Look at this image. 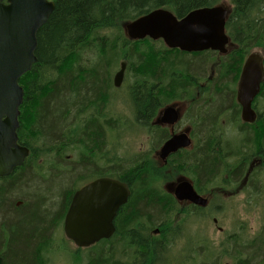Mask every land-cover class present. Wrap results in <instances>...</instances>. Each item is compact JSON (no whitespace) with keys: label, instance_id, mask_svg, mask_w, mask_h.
I'll return each instance as SVG.
<instances>
[{"label":"trees","instance_id":"16d2710c","mask_svg":"<svg viewBox=\"0 0 264 264\" xmlns=\"http://www.w3.org/2000/svg\"><path fill=\"white\" fill-rule=\"evenodd\" d=\"M234 1L237 11L230 22L233 20L234 24L238 23V10L244 9L243 18H249L250 21L255 18V27L264 24L261 20L264 0ZM54 2V10L36 35L37 61L19 81L23 90V101L19 107L18 143L28 148L30 155L10 176L0 179V256L3 264H47L45 254L49 249L50 231L63 213L62 210H66L74 184L89 172L98 169L96 161L102 156L101 149L104 145L102 120L108 112L107 79L112 76L111 64L106 60L109 67H105L103 57L113 59L115 56L114 48L112 53L106 52L105 43L109 39L102 35V29L118 28L119 23L125 19L157 8H167L181 18L196 8L209 7L215 1ZM250 32L254 36L258 35L254 30ZM263 32L264 27L261 33ZM236 36L242 48L251 44V41H243L241 32H237ZM115 38L120 44H124L117 58L128 61L131 77L138 84L131 99L136 103L138 110L135 111V117L139 121L146 122L152 112L166 100L175 98L179 93H187L191 86L182 92L180 88L187 78L195 81L201 77L203 66L200 64L201 59L197 58L199 55L168 51L161 42L146 40L131 43L122 35ZM253 45L264 50V37L261 45ZM236 58L229 60L227 69L230 73L225 77L235 72L236 61L239 62L238 54ZM217 88L216 103L211 106L210 113L204 112L202 116L206 123L230 101L221 81ZM169 89L172 90V95ZM90 105L94 107H88ZM90 109H94L92 112L95 115L92 114L89 118L86 113ZM211 134L213 125L210 122L208 128L201 127L198 130V150L191 155H185L179 161L181 166L194 170L199 182L214 179L220 172L219 163H223L220 152L216 151L218 144L213 146L208 142ZM256 137H260L259 142L262 141L264 156V117L261 134L253 133L252 139ZM253 143L258 146L254 140ZM73 147L80 149L81 155L79 161L75 154L68 155L70 161H77L75 169L63 161V154ZM58 165L62 170L55 169ZM121 168L113 175L131 188V196L123 209L119 234H116L112 242H104L108 243L107 246L90 256L87 264H121L128 260L132 264H141L136 256L128 259L120 255H127L128 248H134L138 254L142 253L146 257L149 253L148 246L143 247L135 235L142 230H149L152 224L161 221L164 225L168 220L172 206L169 199L157 191L159 178L136 161ZM238 171L237 167L234 174ZM218 215L214 217L219 222ZM179 236L178 230L171 232L165 228L163 236L161 234V242L164 239L165 244L172 243ZM160 253L163 254L159 248L157 256ZM246 255L238 264H258L264 257V229L260 240L250 247ZM161 261L159 264H162Z\"/></svg>","mask_w":264,"mask_h":264},{"label":"water","instance_id":"95a60500","mask_svg":"<svg viewBox=\"0 0 264 264\" xmlns=\"http://www.w3.org/2000/svg\"><path fill=\"white\" fill-rule=\"evenodd\" d=\"M2 1L0 0V178L8 177L22 166L28 155V149L17 144L18 108L23 98L19 80L36 62V33L47 22L55 7L54 2L48 0H7L6 6ZM213 11L196 10L177 21L171 13L156 10L128 25L127 36L137 40L146 37L161 39L169 49L188 53L222 51L226 42L223 21H211ZM257 66L256 68L255 56H251L244 66L239 84L242 90L239 98L246 122L253 121L250 100L257 94L263 81L262 75L256 71L260 68L259 64ZM176 146L175 140L164 146V155L174 151ZM128 195L126 184L107 179L76 192L65 219L66 235L79 247H88L109 238L111 219L117 209L126 203ZM185 196H190L192 203L198 201L195 194L194 198L189 192ZM105 208L109 212L104 214L98 226L84 227V223L95 216V211ZM0 264H3L1 258Z\"/></svg>","mask_w":264,"mask_h":264},{"label":"flooded vegetation","instance_id":"af4514ba","mask_svg":"<svg viewBox=\"0 0 264 264\" xmlns=\"http://www.w3.org/2000/svg\"><path fill=\"white\" fill-rule=\"evenodd\" d=\"M263 15H261L262 22L264 21ZM230 18L231 15L228 16L227 21H229ZM237 32L239 31L233 33L234 35L233 39L230 37V42L226 47L225 54H221L218 51H205L194 54H184V55H199L197 58L201 59L200 64L203 66L201 77L195 81L193 78L192 79L187 78V80L183 81L181 83L182 86L180 87L182 88L181 92L184 91V89L189 86H191V89H189L187 93H179L178 96H176L175 98L166 100V102L162 103L156 111L152 112V114L149 116L146 122L139 121L136 119V117L134 118V121L130 120V122L132 123L130 126L131 134L133 133L134 127L138 128L139 133L142 134V138L146 143V148L142 153L141 159H139L137 163L148 167L153 174L157 173L162 177L168 179V182H173V184H175V189H177L178 192L183 190V188L186 185H192L193 189L197 193L203 195L208 192L209 186L213 183L215 179V178L214 179L211 178V180H203L199 182L194 174L193 169H190L188 167H183L180 165L179 161L185 155H191L198 150L200 144L198 130L201 127H203L204 129L208 128L211 122V124L213 125V134H211L208 137V142H212L214 134H217L218 152H221L220 142H219L220 135L218 133L219 126L224 124L227 128L226 132L223 133L227 149L229 147L230 139L232 138L234 133H238L239 131L238 122L239 120L241 121L242 118V107L239 105L237 101V91H238L237 84L242 67V57H241L242 51L238 48L240 45V40L237 39L236 36ZM241 33L243 32L241 31ZM260 51L262 52V50ZM237 54H238L239 62L238 60L236 61V69L234 68L235 72L234 73L232 72L231 75L225 77L227 73H230L227 69V64L229 60L231 58H236ZM103 62L105 64V67H109L104 57H103ZM126 71L124 74L123 81L119 87L114 86V76L118 71H116L115 74H113V76L110 77V79H107V83H108L107 93H109L110 99L106 101H108L109 111L112 110L110 114L113 113V109L115 106L113 101L114 93L117 94L118 92L117 90H119V88L122 89L123 87H125L127 91L126 93H130L131 91L136 92L135 89L137 88L138 84H136L133 81V77H131L132 71L129 69L127 76H126ZM224 79H226L225 84L223 83ZM200 80H202L203 82L201 83ZM219 81H221L224 84L225 87L224 90L231 98L228 103V106L223 107L220 112L218 111L215 114L214 117L211 116L210 118L212 119L206 123L205 121L202 120V116L204 112L210 113L211 106L215 104L217 101L216 90H218L217 84ZM180 88L178 89V91L180 90ZM168 91L171 93L170 95L173 94L171 92L172 91L171 89H169ZM169 92H166V94H168ZM117 97L118 96L115 97V102L119 103L116 101ZM262 100H264V86L260 90V93L256 97H254L251 103V109L255 114V122L253 124H245L248 126L249 129H251L252 134L253 133L261 134L262 132V119L264 117ZM130 102L132 105L134 100L130 99ZM160 117L165 119V123H166L165 126L160 123ZM103 127L105 131L107 129L106 124L103 125ZM246 129L247 127L244 126V131H246ZM174 135H177L180 139H188L190 144L189 148L181 149L177 151L175 154H172L169 157L165 158L164 160H160L158 157V152L160 148L167 140H169ZM106 137L107 136L104 137V145L106 143L105 141ZM104 145L102 147L103 150H104ZM245 151L250 152L247 158L251 160L260 157L262 155L261 165L262 163L264 164V156L262 153V141L257 147L252 142L245 149ZM116 152L118 153V150L117 151L112 150L110 154ZM63 157H64L63 161H65L69 165V167L71 168L74 167L73 169H75V166L77 165V161H70L68 159V155ZM245 162H246L245 160L243 161L240 160L237 163V167L239 168V171L234 174V171L237 169L236 167L230 170L229 174L233 178H236L238 175H240V168L243 165H245ZM96 166L98 167V169L94 170L93 172H89V174L86 175L87 178H85V180L94 177H95L94 179H96L98 177H103V176H112L114 173L117 174L119 171L117 159L115 162V159H113V157H111L110 163H108V161L102 156L97 158ZM55 169L62 170V167L58 165V167H56ZM114 170L115 172L113 173ZM245 172H246L245 169H243L242 174L244 175ZM242 176H240V178L237 180L238 183L241 182ZM166 179L159 178V182H160L158 186L159 189L166 182ZM240 187L241 186H236V188L233 187L230 190L224 187V190L227 192L224 194H226V197L232 199L235 197V195L238 196L241 193L242 188ZM203 198L206 199L205 197ZM212 203H213L212 201L209 202V204ZM177 205L179 207V213L182 215H185L186 209L194 208V206L190 205L187 201H181ZM207 206L208 203L204 208H207ZM123 209L124 208H122L118 212L117 217L114 220V224L116 226V233L118 231L119 219L123 215ZM66 210H62L63 214L65 213ZM61 218L62 216H60L58 219ZM156 227L159 228L160 226H156ZM217 229L222 230V227L219 224H217ZM149 234L150 232H148L147 230H142L139 234L135 235L137 237L136 240L140 242H142L141 240H143V242H145V245L146 243H151V244L155 243V241H153V239L149 236ZM219 234L225 235L230 239L225 248H228V250H231L232 252H234L238 248L239 239L234 238V236H236L235 233L219 231ZM262 235H263V231H262ZM255 239L257 240V238ZM161 244L162 245L165 244L164 239L162 240ZM245 258L246 257L239 258L236 264H238L239 261H242ZM261 261L264 262V257L261 259ZM202 264H210V263H202Z\"/></svg>","mask_w":264,"mask_h":264},{"label":"rangeland","instance_id":"374dc122","mask_svg":"<svg viewBox=\"0 0 264 264\" xmlns=\"http://www.w3.org/2000/svg\"><path fill=\"white\" fill-rule=\"evenodd\" d=\"M243 10L244 9L238 10L240 16L238 18V23L235 24V26L237 27V30L239 32L241 31L243 32L241 33L240 37L245 42L251 41V44L261 45L262 37H264V32L261 33L263 30L264 24L261 27H255L254 21H257V20L255 18H252L253 20L250 21L249 18H243V12H242ZM250 30H254L258 35H255L256 36L255 37L254 33L250 32ZM104 34L106 33H102V35ZM106 44L108 48H110L111 50H113L112 48H114L115 50L123 49L122 45H114L113 47L110 42L105 43V45ZM256 48H259V47H256ZM119 55L120 53L116 54L115 56H119ZM105 71H106V68H105ZM225 81L226 79L223 80L224 84H225ZM125 91L126 89L124 88L123 97L125 95ZM133 93L134 92L131 91L127 95L126 100H123L122 96H118L116 101L122 105L123 104L127 105L132 111L134 110L135 112L136 110H138L135 105L136 103H133L131 105V103L129 102L130 97L133 95ZM109 99H110V95L109 93H107L106 100H109ZM262 103H263V113H264V100H262ZM114 104H115L114 111L117 110L115 108H117L118 106H119L118 108H124V106H120L116 104V102H114ZM88 107L92 108L94 106L90 105ZM91 111H93V109H91ZM111 112L112 110H110L109 113ZM112 114H108L107 112L106 116L102 120V123L104 125L106 124L107 126V129L104 131V128H103V131H104V137L107 136V133L110 134V136L105 140L106 144L110 147L111 150L117 151L119 150L121 146L122 137L123 136L128 137L129 134L131 133L130 132L131 122H130V117L128 114H119L117 112H114ZM91 115L92 113L90 114V116ZM93 119H95V117ZM108 119H111V120H108ZM89 121L90 119L88 120V122ZM107 121H110V122L106 123ZM246 131H247V140L250 143H252L254 140L256 144L259 145L260 137H256V139H252L253 134H251V129L247 128ZM217 141H218L217 134H214V137L212 139V142H210V145L211 144L213 146L215 144L217 145ZM223 149H222V152L220 153L222 156L223 163L221 164L219 163V166H220L219 170L227 167L223 154L224 152H227L228 150H223ZM217 150L218 148H216V151ZM103 152L104 150L102 149L101 155ZM249 154H250L249 151H241L238 155H233V156L230 155L227 159V163L228 165H230L231 162L233 160H236L237 158L243 160L247 158ZM139 159H141V156L137 155L133 157L132 159H130L129 163L134 162V161L138 162ZM129 163H127L126 165H128ZM256 173L251 178L250 184L247 187V189L244 191V193L234 199L223 201V198H227L225 196L226 194H224V193H227L224 190V187L226 185H223V187L221 188H217V189L215 188L203 194V197H205L206 199L214 195H216V200L220 197L222 198V203L213 209L215 212L219 211L220 213L218 212L217 214H214L211 216L209 212H205V213H201L197 215L196 218L191 219L190 221L191 232H190V237H189V245L191 244L194 250L199 253V262H196L192 258L191 254H188L186 257L185 264H193V263L195 264H202V263L236 264L237 260L241 257H246V252H248L250 247L254 245L257 240L258 241L260 240V236L262 235V231L264 229V171L260 173V169H258ZM261 177H262V180H260ZM248 181H249V178L247 182ZM240 188H242V185ZM216 215H218L219 224L221 227L224 228V231L229 232V233H235L236 236H234V238L239 239L238 248L234 252H232L231 250H228V248H225L230 239L225 235L219 234V232L217 231V228L211 222V218ZM159 225H161V221L158 222L157 224H154V226H159ZM157 230H158V233H161V234L165 232V229L163 230L157 229ZM119 232L120 234L124 235L122 231L119 230ZM195 235H199L203 240H205L209 245H211L216 250V253L213 255V250L210 248H207L202 254V251H203L202 243L197 242L195 244H192L190 242V238ZM130 236H133V235L131 234ZM130 236H128L129 239L131 238ZM255 238H257V240ZM54 240H55V245L57 247H55L53 250L52 258L67 260V258L72 255V253L69 250L68 244L61 237H59L58 234L54 235ZM141 241L143 242V240ZM143 247H145L144 242H143ZM73 249L74 247L71 246L72 251ZM121 251H120V254H122ZM123 254L120 255V257L126 256V253H123ZM183 257H184L183 254L181 255V257H176L173 254H167L165 258V264H180L181 258ZM75 258H78V255H76ZM47 259H48V256H47ZM260 262L264 264V262L261 260H259L258 264H262ZM47 264H48V261H47ZM251 264H253V262Z\"/></svg>","mask_w":264,"mask_h":264}]
</instances>
